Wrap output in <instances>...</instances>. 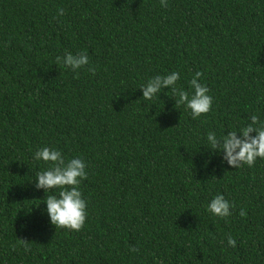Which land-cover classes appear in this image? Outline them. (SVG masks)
I'll return each mask as SVG.
<instances>
[{
  "label": "trees",
  "instance_id": "16d2710c",
  "mask_svg": "<svg viewBox=\"0 0 264 264\" xmlns=\"http://www.w3.org/2000/svg\"><path fill=\"white\" fill-rule=\"evenodd\" d=\"M65 52L95 71L57 64ZM173 71L186 91L202 73L209 113L193 119L167 88L142 99ZM252 114L264 0H0V264H264V159L234 168L201 145ZM43 147L87 165L79 232L51 225L28 181L50 166L33 159ZM217 194L231 216L206 211Z\"/></svg>",
  "mask_w": 264,
  "mask_h": 264
},
{
  "label": "clouds",
  "instance_id": "9594fccd",
  "mask_svg": "<svg viewBox=\"0 0 264 264\" xmlns=\"http://www.w3.org/2000/svg\"><path fill=\"white\" fill-rule=\"evenodd\" d=\"M160 4L161 7H167L168 0H160ZM58 14L64 15V9H58ZM56 63L70 68L74 73L85 66H89V71H95L90 66L86 52L77 54L65 52L63 56L56 57ZM201 76V72H196L189 81V90L186 91L182 87H176L180 80L178 71L156 75L140 87L143 93L142 99L151 101L159 98L167 88L173 93L175 108L183 106L185 110L190 111L193 119L199 118L212 110L214 99L209 94L207 85L201 82ZM253 132L256 133L254 136L251 135ZM201 145L206 146L210 153L221 155L222 161L231 167L237 168L244 164L252 167L257 159H264V119L258 114H252L250 123L237 126L226 135L224 132L218 134L214 130L208 131ZM33 159L50 165L43 171L37 172L34 180H28L34 182L37 190L42 189L46 194L42 202L46 205L42 210L43 214L47 215L49 223L56 229L79 232L85 226L88 215V201L80 190L81 182L88 176L84 160L79 156L66 159L62 151L48 147L36 151ZM40 204L33 205L39 207ZM232 208L233 205L223 194H217L207 204L206 211L223 219L231 216ZM244 214L242 210L240 215ZM227 243L231 247L236 246V240L231 236L228 237ZM131 251L136 252L138 249L132 248Z\"/></svg>",
  "mask_w": 264,
  "mask_h": 264
}]
</instances>
